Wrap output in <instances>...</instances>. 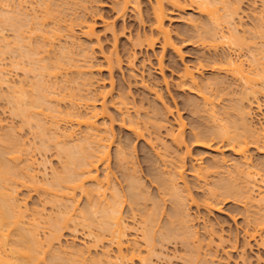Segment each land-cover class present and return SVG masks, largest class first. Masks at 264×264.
<instances>
[{"label":"rangeland","instance_id":"obj_1","mask_svg":"<svg viewBox=\"0 0 264 264\" xmlns=\"http://www.w3.org/2000/svg\"><path fill=\"white\" fill-rule=\"evenodd\" d=\"M20 1L22 0H19V2ZM19 2L18 1H15L14 3L11 2L12 5L14 4V6L11 5L12 8L11 7L8 8L5 7V8L7 10H11V9L14 10V8L18 7L17 9H19V5H18ZM40 2L42 3V1L40 0H24L22 1V5L24 9L27 8L26 11L29 13V15L31 14L36 16L40 12L37 16L38 18H40V20L44 21L42 15H44L45 10L43 9L45 7L43 3L40 4ZM237 2L240 5V7L238 6L240 10L235 20L238 24H241L240 28L242 34L240 35L242 36V38L246 40L244 47L242 49L241 48L238 49L235 46L228 47V45H223L220 44L219 42L216 43V41H215L216 44H212L214 40L213 41L211 40L212 42L209 41L204 43L201 40L200 36L202 35L200 34L203 33L202 28L205 27V26L203 27L202 25H207L206 23L208 19L205 16L201 15V13H199L197 9H194L195 8L194 7L193 9L192 8L187 9L185 12H180V13L178 12L172 15V22L170 24V28L172 30V37L176 45L179 48H181V52L183 55L182 57L179 54H177V52H174L171 49H167L166 51H164L161 44L159 43H157L153 48H147V46L146 47L143 46L139 48L133 47L134 44L133 42H131L132 41L131 38L133 37L134 39L136 37L135 35L138 32H140V34L142 35L143 33L147 34V32H150V28L152 25L151 22L152 12L150 9V4L147 3L146 0H144L141 5L142 7L141 16H139L138 12L131 9L125 17H119L117 15V12L114 10L115 0H51V2L49 0L47 3L49 6L50 5L53 6V7L50 6V9L52 11L55 10L56 12H58L57 11L58 9L55 8H57V6L58 8L60 7L59 10L62 11V15L60 11V14L58 16H61L63 20L62 19L60 20L56 15L57 17L56 18L53 17L52 18L53 20L47 19V22L45 23L46 26L44 25V22H41L39 20L41 23H43L44 27L47 30L54 28L55 24L53 22L55 19H59L61 21V25L64 26V27L61 26L63 32V34L61 33L62 39L60 38L61 39V40L59 39L60 41H56L55 47H52V50L54 49L55 51L53 50L54 51L53 52L50 49L52 51L49 53L50 55L47 53L46 55H44L45 53H43V55L46 56L45 57L46 60H43L45 63L47 62V64L49 63L50 65L52 61L56 62L58 60V57L56 58L55 54L59 55V57L61 58L63 55L61 56L62 51L60 50L64 49L63 47L66 46L69 42L70 44H72L71 43L72 40L73 41L77 40L75 42H78V44H75V42H73L76 46L72 44L73 47L75 46V50L74 48L73 50L75 51L76 55L78 50L76 48L79 47L78 45H80L78 50L79 56L75 55L76 56L75 57L73 55L74 51L73 54H71L72 56H74L73 57L74 62L79 64L78 67H74V68L71 67V70L63 69V71H61L63 73L60 72L61 75L58 76V79L56 78L57 80L54 78V76L53 78H51L52 80L51 79L50 80L54 81L53 79H55V81H57L59 85L65 82L63 86L70 87L68 88V90L69 89L70 90L69 91L67 90L66 91L67 93L66 92L65 93L68 95L70 91L73 92L71 94L72 97L74 94H76L75 96L79 95L80 94L79 90L81 92L86 91L85 93L83 92V95L81 94L77 96V100L79 104L77 109H79V111H81L82 113L91 112L92 110H94V105H96L97 111L99 110L100 112L103 109V104L106 103V105L105 104L104 105L107 106L108 113L106 116L104 117L101 116L98 119L99 122L98 124L101 126L100 133L102 136H104V141L107 139L105 142H107V144L110 147L109 151L111 156L108 165L106 166L100 165L99 168L100 180L101 181L105 180L106 175H109L110 186L107 192L108 199H110V195L112 192H114L115 189L123 193V194L121 193V195H123L122 197H126V200L124 199L125 202L122 201L123 205L121 206L120 209L122 211V218L124 225L127 227V232H128L127 233L128 238L126 237V241L129 240L132 242L133 239V241L136 240L139 243L138 245H140L141 247L140 257L146 258L147 264H187L186 260L187 262H189V257H192L194 253L197 256L195 257V259L197 260L195 261L194 259L195 264L196 262L199 264H201L202 262L204 264L206 263L264 264V243L263 241H261L264 238L263 237L264 229L263 231L259 230L260 232L257 234L256 238L253 237L250 240L247 234V231L249 233V231L252 232L254 230L255 224H253L254 223L253 221L255 219L253 217H257L254 216L257 215L256 214L257 210L255 208L254 209L256 211L250 209L253 207H251L250 204L248 205L249 202L246 201L239 202L232 198L228 199L224 197H221L222 200H220L221 199L220 196L219 198L217 197L216 199L211 198L210 196L211 190L214 188V184H218L220 180H221L220 182H222V180L223 179L226 180V178L230 179L233 174L236 175L235 169H237L236 167L239 163H241L240 166L244 168L246 171L250 169L252 172L258 173L256 175V179L259 183L257 184L259 186L261 185L260 187L264 189L263 188L264 187V182H263L264 138L262 137L263 140L257 143V141H255L253 137L251 136L247 137V140L250 142L249 143L250 147L248 149L249 151L247 152V156L249 157L248 162H245L244 159H241L240 156H237L231 149L227 147L226 144L227 142H223L220 139L217 140L214 139L211 142L202 143V144L196 142L195 140V135L202 136L206 132H207L206 134L209 135V133L211 134L212 130H214L213 128L217 126L214 125L217 123H215L212 120V117H210L212 116L210 112L212 111L211 109L213 106L215 107L214 111L215 112L217 111L220 115L219 119L223 120V122L221 121V123H225L227 122L225 120H230L229 118H232L233 115H236L234 114V106L237 107V105L241 104L240 100L243 97L241 95H244L247 89V86L243 83V81L236 79L231 74L227 73V71L220 70L221 71L220 72L218 69L215 70L213 68L214 65L215 66L219 65V67H223V66L225 67L226 58L229 56L235 58V55L240 52L241 59L245 61L244 62L245 66L248 69L249 67L248 65L253 60V53L254 54L257 53V51L255 50L264 48V0H231V3L237 4ZM68 9H71V11ZM26 11L24 10L23 12L26 13ZM221 13L224 12L221 11ZM85 19L87 22L90 23L95 22L97 35L99 37L100 42L97 43L95 39L92 40L86 38L82 34L83 27L80 26L77 21L79 20L85 21ZM191 20H196V22H198L199 28H194L195 26H193ZM74 22H77L78 25L75 26ZM105 22L106 23L109 22L111 25H113L115 30L118 32L117 35L119 36V39L117 41L118 43L116 45L117 46L116 49L117 52L123 58L122 68L115 69L114 70L115 72L112 75L114 79V84H113L114 86L110 84L111 83L110 72L106 70L105 67L101 68L102 69L101 71H98V68H100L101 64L103 65L105 64L103 58L104 55L105 54L110 55L113 50L116 51V49H114L115 40L113 38L114 37L113 32L107 29ZM71 23H73V25L75 26V27L73 26L75 33H73L74 38L71 36L72 40L69 39L70 33L66 29H64L66 28V26L70 27L72 25ZM29 30L30 29H28L27 31L30 35L27 36H31L30 39L32 40L31 41L32 43L31 42L30 43L32 44V46L35 47L37 45L39 37L36 35L35 33L36 31L35 32L32 31L33 33L31 35L30 33L31 31L29 32ZM122 30L124 32H122ZM206 34L209 35L208 33ZM131 35L133 36L131 37ZM1 37L2 38L5 37V40H7L6 42H10V44H13L15 42L14 32L12 30H6V31L4 30V32L0 34V38ZM129 39H131V41H129ZM2 41H4V39H2L0 43H2ZM215 45H217L218 47L215 48ZM233 47L236 50V52L233 49ZM65 48H68V45ZM70 49L71 47L69 48V50ZM65 50L68 51L67 49ZM81 51H83L84 54L87 52L85 56H87L88 58L83 57ZM133 53H136L137 55H136V59L132 63L133 65L131 64L132 65L131 66L129 62V60H131L129 59L130 58L129 55L131 56ZM87 54H89V56ZM2 55L3 54L0 55V70L3 71L5 78L9 81L11 86L19 87L21 83H23L24 81L27 82V80H29L30 82L35 80L33 78L34 77L33 72H30L29 70L30 65L27 63V61L25 62L23 61L21 62L22 64L21 63L18 64L16 60L18 59V57L16 54L14 55V53H10V54L8 53L6 55L3 56ZM43 55H38L37 57L43 58L42 57ZM47 55L52 56L51 59L50 57H47ZM161 57H163L162 60L163 68L160 67V63H159ZM77 59H79L82 62L78 63ZM85 59H89L90 62L88 60L85 61ZM83 61H85L86 64L90 63L93 66V69L92 67H90L92 70H89L88 64L86 66V64H83ZM185 65L190 66L194 70L198 69V67L199 70L203 69L202 67H205V69L201 71V73L202 72L203 73L202 74L200 73L201 76L199 81L200 80H201L200 82L203 81V83H201L203 86H201L200 84L201 88L204 87L205 84L204 81L207 82V80L209 82L218 79L219 81L223 82V85H221L220 87H216L213 85L212 89L208 90V92L202 90L208 93L206 95L209 97V99H211L209 104L204 105L205 101L201 95L196 93L197 91H192V89L184 90L182 87L179 86V76ZM80 67H82L81 68L82 72L85 74H82L81 70L79 69ZM86 67L88 69H85ZM79 71L81 72L80 74ZM218 72H220L221 74ZM50 77H52V75ZM83 79L87 80V81L85 80L87 82V84H85L86 87L84 85L83 86L79 85V83L83 84ZM68 80L69 82L67 85L66 81ZM78 85L80 86L79 89H78L79 87ZM84 87L86 88V90ZM9 89L10 88L8 87V85H4V86L2 85V87H0V122L2 121L0 124L3 123V125H0V137L4 135H5L4 137H6L7 133L8 135H11L12 133L11 131H13V134L15 133V135L18 136L14 138L17 139L19 138L21 142L23 141L25 142V143H21L22 147H24L25 145V149H26L25 153L22 154L23 160L20 162L21 167L23 168L26 165V163L28 162L27 159H30L29 157L36 159L33 160L35 161L36 164L34 168L35 169L37 168L36 172H38V178H39L38 182L40 183V185L43 186L47 185L48 187H50L49 185L51 184L48 185V183H50V180H53L55 175H58L59 172L61 173V171H63L61 167L63 165L62 164L63 161L61 160L60 155L58 153L59 147L56 145V140L53 139L55 137V132L59 130L60 132L59 131L58 132L59 133L62 132V134H64L65 132H67V134L73 133L74 137L71 140L77 141L80 138L84 137V135L86 136L87 135L86 131L88 132L89 130L86 127L78 126V124L74 120L71 121L70 118L66 119L65 115L67 114L65 113L71 110L69 108L70 106H73V104L69 99L66 100L65 98L66 101L61 102L59 104L60 106L59 109L61 110V113L62 111L64 112V114L61 115L62 119H65L62 120L60 117H58L60 118L58 120L61 121V123L59 122L61 125V126L59 125V128H61V130L60 129L55 130L54 124H53L54 127H51L52 124L49 121H51L52 118H49V116H51L50 115L51 113H49V111H47L49 113V114L47 113V116L43 115L45 117L44 119L46 120L43 121L46 122V126H48L47 130H49V132L47 131L48 133L47 140L49 141L50 144L49 147H51L52 149L48 148V150L47 149L45 151L42 150V147L40 146H43L42 142L44 140L46 144H48L47 140L43 138L44 140L42 141L40 137H37L36 129L38 130V128L35 125L36 124L35 121H33L32 122L33 124L31 123L29 127L27 125L26 127L24 124H22L23 120L14 114L12 105L10 104L8 98L10 96ZM103 94L105 95L106 99L104 98ZM61 95L63 94H60V96ZM80 96L82 98H80ZM66 97L70 98L69 95ZM104 99L106 100V102H104L105 101ZM73 100L77 101L76 99ZM89 100H92L94 102L93 103L94 105L92 104V101ZM249 100L252 103L254 101L255 105L253 104V108L251 109L252 111L250 112V114H252V117L248 116L249 118L248 123L250 125H253L252 127H254V129L260 130L261 128H264V95L262 93H258L257 95H250ZM123 101L125 102L124 104H126V108L124 107V104L123 106L119 104L121 102L123 103ZM190 101L192 103H190ZM197 102L199 104H197ZM88 103L90 106L88 105ZM248 103L249 102L247 100H244L245 106H247ZM256 104H260L261 108L258 109L257 108L258 105L256 106ZM194 105H198V106L200 105L199 109L196 108ZM211 113H213V111ZM156 115L160 117L157 118ZM179 115L186 124L185 127L186 144L182 147L183 149L182 148L179 149L174 144H172L173 142L167 136L168 128L176 131L177 128L179 127L178 124ZM63 116L65 117L63 118ZM148 117L154 119L157 118L156 120L158 121L159 119H161L160 124L162 123V126L165 125V122H167L166 123L167 128L165 126L160 129L154 127L152 124L148 123ZM249 120H251L252 123H250L251 121L249 122ZM131 122H133V124L137 123L136 125H138L137 127L139 128L134 126L136 129L135 128L134 130L129 129L128 126L130 127L129 124ZM135 132H137V134ZM141 132L143 136L141 135L140 137ZM157 137L160 138H158L157 140ZM160 139L162 141H160ZM60 140L64 141L65 138L63 139L61 137ZM119 149H123V151L125 150L127 152L126 153L124 151V154H126L127 156L125 157L126 158L129 157L127 159L128 162L126 161V159L124 160L125 163H123L124 161L122 162L123 166L122 163H120L121 164L120 167L118 166L119 163H117L118 159H116L117 158L116 154ZM187 152L190 154H187ZM23 155H25L26 158L23 157ZM178 156L182 157L183 161L179 160ZM224 160L225 162L222 163V161ZM246 163H248L249 166H247L248 164ZM217 165L219 166V168H217V170L216 169L214 170V172L216 173L217 171V173L208 175L207 180L199 179L197 177L195 170H197L199 166L200 167L208 166V168H213L214 166ZM177 166L178 167L184 166L182 170L180 169L181 167H179V169L183 172L184 177H181L176 174L173 175V172L175 171H176L175 173L179 172V170L177 171L178 169ZM122 167L124 168L126 167L127 170L126 168L121 169ZM171 172H172L171 175H173V177L177 176L175 177L177 178V180L175 179L177 185L179 184V187L178 186L177 187L182 188L184 190L186 189L185 191L182 189L179 190L183 198H186V201L184 202L182 207L183 209H185L183 211L188 210L184 212L185 216L183 215V217L190 219L187 221L183 220L184 222H187V225L184 224V226L186 227L190 225L189 226L190 229L189 227H187L188 231L192 229L197 233V234L195 233L197 237L195 238L196 240L194 239L195 244H193L192 242L193 238H191L192 241L189 240L192 246H189L188 244L189 242L187 239L183 238V234H182L183 240L177 241L175 238H174L175 240L174 239L172 240L171 238L170 241V237H167L169 239V242H165L167 238H165V241L163 243L161 242V240L163 241V238L161 239L160 236H163V233H165V230L167 228L164 226L168 225L167 222H169V218H170L168 216L172 215L171 213L173 212L172 208H174L173 204L175 203L174 201L175 197L174 196H172V198L169 197L171 196V194L169 195L168 192L165 191L164 186L160 185L159 183H161L160 182V178H161L160 176L162 175L161 173H163L162 176L163 178L164 177L169 178ZM44 174L47 175L45 176ZM130 176L131 178H129ZM178 177L182 178V180L181 179L179 180ZM183 178L186 182V185H188L187 187L189 189L184 187L185 182L184 184L182 183ZM129 179H131V181H129ZM132 180L135 181L137 180L136 182L140 183V187H141L140 190L142 191L144 190L145 197H147L148 199L151 198L150 199L151 201L150 200H147L148 202L146 201L147 203L146 202L144 203V200L146 199L142 200L143 202L141 203L140 206L144 205V207L139 206V209L141 208L140 210H138V208L136 207V209L135 208L133 209L135 211L132 210L133 206L129 203L130 189L128 188L130 187L131 184L130 182H132ZM241 180L242 179L239 180L238 184L243 185ZM127 181L129 182V184ZM92 186L94 187V183L92 184L90 182L86 184V187L88 188H93ZM162 187L164 188V190ZM42 190L43 189L35 190L33 188H20L19 199L26 200L28 215L31 216V214H33V212L35 213V211L38 209V211H43L42 213L44 214L45 218H47L45 219L46 222L49 221L52 222L51 220L55 222V220L60 219L59 217L61 216L59 215L62 213V210H65L63 209L65 207H62L61 203L63 202V204H65L66 201L67 204L70 205L71 202L68 203L67 201L68 199L67 200L60 199L61 201H59L60 202L59 204L60 207L62 208L59 209L60 207H58L59 206L58 204H56V207L50 205L51 203L48 204L49 202L48 199H52V197L47 199V197L50 196L47 195L46 192L43 193ZM188 191H190V194L188 193ZM255 191L253 193L254 198L255 197L259 198L258 197L259 191L257 187L255 188ZM184 192L185 193L187 192L189 196L185 197L186 194ZM44 194H46L47 196ZM77 194L78 195L76 196V200L77 199L78 200L76 204H78V208L76 212L78 214L74 216L75 222L69 225L70 229H67L65 231L64 233L65 235L62 238L61 242L54 245L52 252H55L58 249L60 250V248L63 249L64 247L66 248V249L64 248V250L67 251L70 248L72 250L73 247L75 249L76 247L77 249L82 248V246L91 245V243L95 241L94 239L97 238L96 236L98 234L96 233L98 232L96 231H99L98 229L94 228V231L96 233L95 232L91 233L90 230L84 227L81 223L82 222L81 219L83 216L82 213L85 211L86 207H88L89 199L87 198L86 195H84V193L82 194L78 192ZM95 198L96 196L94 197V200ZM157 202L159 204L161 202V205L159 206ZM154 205L155 206L158 205L159 208L162 207V211L161 209H159L160 210L159 212L160 214L161 212L163 214L162 216H160L159 214L158 217L160 219L158 218V221L160 222H157L158 227H156V229L154 228L155 230L154 233L156 236L154 239V244H155L154 247L156 246V244L157 246L155 247V251L153 253L151 252L149 255L148 248L145 244L146 241L142 237V230H141L142 218L140 217V214L142 212L141 211L142 208L144 209L150 208L148 209V211H150L154 207ZM259 215L263 216L264 211L262 213L260 212ZM55 216L56 217L59 216V217L55 218ZM49 217L50 218L54 217V218L49 220L50 219ZM50 222L48 224H50ZM70 223L71 222H69V224ZM45 226L48 225L46 224ZM163 229L165 230L163 233H161ZM42 230L43 231H41V238L43 240L44 238L46 239L47 235L49 234L48 232L50 230V227L48 226V229L47 227H45ZM105 233L106 232H104V234ZM109 238L110 235L105 234L104 239H102L101 243H99L98 250L96 251L93 250L91 253L92 255L90 254V256H92L93 259L99 257V255H101L100 253L106 250V248L110 250V254L112 256L117 255L116 253L117 249L115 247L116 245L113 246L114 244H112V241L111 240L110 242L108 241ZM176 238L179 239L178 237ZM182 238L180 237V239ZM247 241L249 242L247 243ZM134 243L135 242L131 244L132 247L135 245ZM188 246L191 248V250L193 249V247H196L198 249V252L195 251L194 253H191L190 249H188L189 248ZM196 248H194V250H196ZM194 250H192V252ZM187 255L188 257H186ZM90 256L88 257L92 259ZM89 258H88L89 262L86 263L87 264H90V262L93 263L92 260H89ZM131 263L132 262H130L129 264ZM132 264H144V263H142L141 260H139L138 258L135 259ZM145 264H146V260H145Z\"/></svg>","mask_w":264,"mask_h":264},{"label":"bare ground","instance_id":"obj_2","mask_svg":"<svg viewBox=\"0 0 264 264\" xmlns=\"http://www.w3.org/2000/svg\"><path fill=\"white\" fill-rule=\"evenodd\" d=\"M15 1L19 2V0H0V34H2L4 32V30L5 31L6 30H12L14 32V38H15V42L13 44H10V42H6L7 40H5V37L0 38V41L2 39H4V41H2V43H0V46L2 47V48L0 47L2 49V50L0 49V52H1L0 55L1 54L6 55L8 53L9 54L14 53V55L16 54L18 57V59H16L18 64L23 62V61L24 62L27 61V63L30 65L29 70H30V72H33V74H34L33 78L35 80L32 79L34 81H30V82H29V80H27L28 83L26 81H24L23 83H21V85L19 87H14V86H11L9 81L5 78L3 71L0 70V87H2V85L3 86L8 85V87L10 88L9 89V95L10 96L8 98H9L10 104L12 105V109H13L14 114L23 120L22 124H24L25 126L27 125L29 127L30 124L33 121H35L36 122L35 125L38 128V130L36 129L37 137H40V139H42V141L44 139L47 140L48 139L47 138L48 137L47 131L49 132V130H47L48 126H46V122H45L46 120L44 119L45 118L44 116H47V113H48L47 111H49V113H51L50 114L51 116H49V118H52L51 119L52 122L49 120H47V121H49L52 124V126H51V124H50V126L54 127L53 126V124H54L55 130H57V129L61 130V128H59L61 121L58 119H60V118L62 119L61 115L64 114V112L62 111V113H61V110L59 109V107H60L59 104L61 102L66 101L67 99H69L71 101V103L73 104V106H70L69 109H71V110H69L65 113V114H67V115H65L66 119L70 118L71 121L74 120L78 124V126L86 127L89 131L88 132L86 131L87 135L86 136L84 135V137L80 138L77 141L71 140L74 137L73 133L67 134V132H65V133L63 132L64 134H62V132L59 133L60 132L59 130H58L59 132L58 131L55 132V137L53 139L56 140V145L59 147L58 153L60 155L61 160L63 161V163L61 162L63 164L61 166L63 171H61V173L59 172L60 174L58 173V175H55L53 180H50V183H48V185L51 184V185H49L50 187H48L47 185L46 186L40 185V183L38 182L39 178H38V172H36L37 168L36 169L34 168L36 165L34 160H36V159L29 157L30 159H27L28 162L26 161L27 167H26V165L23 168L21 167L20 162L23 160L22 154L25 153V150H26L25 145L23 144L24 147H22L21 143H25V142L24 141L21 142L19 140V138L18 139L14 138V137H18V136H16L15 133L13 134V131H11L12 132L11 135H8V133L6 134L8 137L7 136L4 137L5 135L0 137V264H83L86 262L88 263L89 262L88 256H90V254L92 253L93 250H95V251L98 250L99 243H101L102 239H104L105 234L110 235L111 239L109 238L108 241L110 242V240H111L112 244H114L113 246L116 245L115 247L117 249V252H116L117 255L112 256L110 254V250H108L106 248V250H104V251H102V253H100L101 255H99V257L93 259L92 256H90L92 259L89 258V260H92V262H93V263L90 262V264H129L130 262L133 263L134 260L138 259V258L144 264H145V260H146V264H147V259L140 257V254H141L140 248L141 247H140V245H138L139 243L136 240L133 241V239H132V242L129 240L126 241V237H127L128 232H127V227L124 225V222H123L122 211L120 210L121 206L123 205L122 203L125 202L124 199L126 200V197H122L123 196V195H121L122 192L115 189L114 192L111 193L110 199H108L107 192H108L109 186H110L109 175H106L105 180H103V181L100 180V175H99L100 165H105V166L108 165V162L110 161V156H111L110 151H109L110 147L107 144V142H105L107 139L104 141V136H102L100 133L101 132L100 131L101 126L98 124L99 123L98 119L101 116H103V117L106 116L108 113L107 112V106H105L106 103H104V102H106L105 95L103 94V96L105 98L104 99L105 101L103 103L105 105L103 104L102 111H100V112H99V110L97 111L96 105L93 104L94 102L92 100H89V101H92V104L94 105V110H92V111L90 110L91 112H89V113L83 112L84 113L83 114L81 111H79V109H77L79 106L77 96H79L81 94L83 95L84 91L81 92L79 90L80 94L77 96H75L76 94H74L73 95L74 98L71 95L73 92L70 91V93L68 92L69 93L68 95L70 96V98H68V97H66V96H68L66 94L67 93L66 91L70 87L63 86L65 84V82H63V84L59 85V83L57 81H55V79L56 78L58 79V76L61 75V73H63V72H61V71H63V69L71 70V67L74 68V67H78V65H79V64L75 63L74 59H73V57L76 55L75 51H74L75 46H76L75 44H78V42H75L77 40L73 41L71 39V36L73 37V33H75L74 27L78 25L77 22L79 23L80 26L83 27L82 34L86 38H89L92 40L95 39L97 41V43L100 42L99 37L97 35L95 22L90 23V22H87L85 19V21L79 20L77 22H74L75 26L73 25V23H71L72 25L70 24L71 25L70 27L66 26V28H64V29H66L70 33L69 39L72 40L71 41L72 44H74L73 42H75V44H74L75 46L73 47V45L70 44V42H69L67 44L68 48H65V47H67V45H66L63 47L64 49H62V50L59 49L60 51H62L61 56L62 55L63 56L60 58L59 55L55 54L56 58L58 57V60L55 58L57 61L56 62L52 61L53 63L51 62L52 64L50 63V65H49V63L47 64V62L45 63L43 61V60H46V58H45L46 56H44V55H46V53L49 54L50 52H52L54 50V49L52 50V47H55L56 41H60L62 39L61 37L63 34L62 27H64V26L61 25V21H60L62 19V17L58 16L60 14V11H61V10H59L60 7L59 8H58V6H57V8L54 7L55 9H58L57 10L58 12H56L55 10L52 11L50 9V6L51 7H53V6L52 5L49 6L47 3L49 0L48 1L40 0V1H42L43 5L45 7L43 9V10H45L44 15H42L44 21H42L37 16L40 12L36 16L31 15V14L29 15V13L26 11L27 8L24 9V7L22 5V1H24V0L19 2V4H18L19 9H17L18 7H16V8H14V10H12L11 8H12V6H14V4L12 5L11 2L14 3ZM143 1L144 0H115L114 10L117 12V15L119 17H125L131 9L138 12L139 16H141L142 15L141 5H142ZM146 1H147V3L150 4V9L152 12L151 13L152 25L150 28V32H147V34L143 33V35H142V34H140V32H138L135 35L136 37L134 36L135 37L134 39L132 37L133 35H131L132 38L131 37L130 38L132 39V41H131V39H129V41L133 42V44H134L133 47H135V48H137V47L139 48V47H143V46H145V47L147 46V48H153L157 43H159V44H161L164 51H166L167 49H171L174 52H177V54H179L182 57L183 55L181 52V48H179L176 45V43L174 42L173 37H172V30L170 28V24L172 22V15H174V13H178V12L179 13L185 12L187 9H190V8L193 9L194 7H195L194 9H197L199 11V13H201V15L205 16L208 19L207 23L205 22L207 25H202L203 27L205 26L204 28L206 29V31L204 28H202L203 33L200 34V35H202V36H200L201 40L204 43L209 42L211 40L212 41L214 40L213 42L211 41L212 44H216L219 42L220 44L228 45V47L229 46L230 47L235 46L238 49L239 48L242 49L245 45L246 40L244 38H242V36L240 35V34H242V31L240 28L241 24H238L235 20V18L238 16L239 10H240V8H239L240 5L238 4V2H237V4H234V3H231V0H146ZM50 2H51V0H50ZM42 3L40 2V4H42ZM31 5H33V4H31ZM5 7H7V8L11 7L10 8L11 10H7ZM23 9L26 11V13L23 12L24 11ZM68 10L71 11V9H68ZM221 11L224 13H221ZM70 14H71V12H70ZM56 15L58 16V18L60 20L55 19L53 22L55 24V26L53 25L54 28L47 30L44 27L45 23L47 22V19H52L53 17L56 18L57 17ZM61 15H62V11H61ZM29 16H31L32 18ZM39 20L41 22H44V25ZM191 21H192L193 26H195L194 28H199L198 22H196V20H191ZM222 24H225V25H222ZM106 27L108 30H111L113 32V35H114L113 38L115 40V48L114 49H116L117 48L116 45L118 43L117 41L119 39V36L117 35L118 32L115 30L114 26L111 25L109 22L106 23ZM28 29H30L29 32L31 31L30 32L31 35L33 32L36 31L35 33L39 37V40H38L37 45L35 47L32 46V44H31L32 43L31 42L32 40L30 39L31 36H27V35H30L27 31ZM31 29H33V30H31ZM67 31H65V32H67ZM122 32H124V31L122 30ZM206 33H208L209 35H207ZM205 36H207V37H205ZM215 41H216V43H215ZM70 45H72V46H70ZM217 45H215V48L218 47ZM78 46L80 47V45H78ZM70 47H71V49L69 50ZM79 47H77L76 49L79 50ZM73 48H74V50H73ZM65 49H67L68 51H66ZM233 49H234V47H233ZM78 50H77L76 56H79ZM80 50H81V48H80ZM63 51H66V52H63ZM73 51H74V54H73ZM83 51H81L82 56L86 58L87 56H85V54L87 52L84 54ZM255 51H257V53L256 54L253 53V60L248 65L249 66L248 69L245 66V63H244L245 61L243 59H241L240 52L235 55V58L232 56L227 57L225 67L224 66L219 67V65L218 66L214 65L213 68L215 70L218 69L219 71L220 70L221 71H227V73L231 74L236 79L243 81V83L247 86V89H246V92L244 93V95H241V96H243L242 99L240 98L241 104L237 105V107L234 106V114H236V115H233V116L231 115L232 118H229L230 120H225L227 122L221 123V121L223 122V120L219 119L220 115L217 111L216 112L214 111L215 107L213 106L211 109L213 111V113H211L212 111L210 112V114L212 115L210 117H212V120L215 123H217V124H214V125H217V126H215L216 128L214 127L213 128L214 130H212L211 134L209 133V135L206 134L207 132L202 136L195 135L196 142L201 143V144L211 142L214 139H216V140L220 139L223 142H227L226 143L227 147L229 149H231L237 156H240L241 159H244L245 162L249 161V157L247 156V152L249 151L248 149L250 147V145H249L250 142L247 140V137H250V136L253 137L255 139V141H257V143H259L261 140H263L262 137L264 138V128L257 130V129H254V127H252L253 125H250L248 123V119H249L248 116L252 117V114H250V112L252 111L251 109L253 108V104L255 105L254 101H253V103L250 102V100H249L250 95H257L258 93H262L264 95V48L258 49ZM235 52H236V50H235ZM43 53H45V54L43 55ZM71 54H73L74 56H72ZM38 55H43L42 56L43 58H40V57L38 58L37 57ZM49 55H47V57H50V59H51L52 56H49ZM87 55L89 56V54H87ZM136 55H137L136 53H133L131 56L129 55V57H130L129 59H131V60H129L130 65L136 59ZM103 58H104L105 64L104 65L101 64L102 67L100 66V68L97 67L98 71H101L102 70L101 68L105 67V69L110 72V76H111V80H110L111 83L110 84L113 85L114 79H113L112 75L115 72L114 71L115 69H117V68L121 69L122 68L123 58L117 52V49H116V51L113 50L110 55L105 54ZM86 60L89 61V59H85V61ZM162 60H163V57H161V59L159 61L161 68H163V66H162L163 61ZM77 61H78V63L82 62L79 59H77ZM85 61H83V64H86ZM87 64H86V66H87ZM89 64H88V68H89V70H92L93 66L91 64L89 66ZM90 67H92V69ZM200 67H202V66H200ZM81 68L82 67H80L79 69L82 72ZM88 68L86 67L85 69H88ZM202 68L205 69V67H202ZM83 69H84V67H83ZM203 69L199 70V67H198V69L194 70L190 66L185 65V67L183 68V70L179 76V86L182 87L184 90L185 89H188V90L192 89V91H197L196 93L201 95L202 98L204 99V101H205L204 105H207V104H209L211 99H209V97L206 95V94H208L206 92H208V90L212 89L213 85L216 87H220L221 85H223V82L219 81L218 79L213 80V81H209V82L207 80V82L204 81L205 84H204V87H202L204 89H202L201 86H203V85L201 83H203V81L200 82L201 80L199 81V79L201 76L200 73H201V71H203ZM81 72L79 71V74ZM220 72H218V73H220ZM82 74H85V73L82 72ZM51 75H52V77H50ZM53 76L55 79H53L54 81H51L52 80L51 78H53ZM48 79L49 80L51 79V80L49 81ZM85 80L83 79V84L79 83V85H81V86L84 85L86 87L85 84H87V82H86L87 80L86 81ZM68 82H69V80L66 81L67 85H68ZM61 83H62V81H61ZM200 84H201V86H200ZM79 88H80V86L78 87V89ZM85 90H86V88H85ZM202 90H205L206 92H204ZM60 94H63V95L60 96ZM65 98H66V100H65ZM71 98L76 99L77 101H74ZM80 98H82V97L80 96ZM83 98H84V96H83ZM88 99H90V98H88ZM244 100H247L249 102L247 106L244 105ZM76 102H77V104H76ZM193 102H194V100H193ZM121 103H119V104L121 106H123V104L125 102L123 101V103L122 104ZM190 103H192V102L190 101ZM197 104H199V103L197 102ZM76 105H77V107H76ZM88 105H89V103H88ZM194 106L199 109L200 105L199 106L194 105ZM256 106L258 109L261 108L260 104H256ZM124 107L126 108V104H124ZM190 108H193V107H190ZM196 108H195V110H196ZM232 110H233V108H232ZM137 111H140V110H137ZM168 112H170V111H168ZM217 115H219V116H217ZM65 116H63V118ZM156 116H153V117H156ZM161 116H163V115H161ZM58 117H60V118H58ZM158 117H160V116H157V118ZM157 118L154 119V118L148 117V123L152 124L154 127L158 128V129H160L164 126L167 128V126H166L167 122H165V125L162 126V123L160 124L161 119H159V121H158V120H156ZM178 118H179L178 119L179 120L178 121L179 127L177 128L176 131L168 128L167 136L173 142L172 144H174L177 148L181 149L186 144V141H185L186 124L180 115ZM43 120H45V121H43ZM62 120H65V119H62ZM250 121L251 120H249V122ZM133 122H131L129 124L130 127L128 126V128L131 130H134V128L138 126V125H136L137 123L133 124ZM71 123H73V122H71ZM250 123H252V121ZM0 125H3V123ZM137 128H139V127H137ZM135 133L137 134V132H135ZM60 134H62V135H60ZM141 135H142V132L140 134V137H141ZM61 137L63 139L65 138V140L64 141L60 140ZM158 138H160V137H157V140H158ZM160 141H162V140L160 139ZM43 143L46 144L45 140L42 142L43 146H40V147H42V150L45 151L46 149L48 150V148L52 149L51 147H49L50 144H49L48 140H47L48 144L44 145ZM40 150H41V148H40ZM263 150H264V143H263ZM124 151H123V149H119L117 151V154H116V156H117L116 159H118L117 163H119V165H118L119 167L121 166L120 163H122L125 159L127 161V159L129 158V157L126 158L127 156H126V154H124ZM187 154H190V153L187 152ZM23 157L26 158L25 155H23ZM169 158H167V159H169ZM179 160L183 161L182 157H179ZM223 162H225V160L222 161V163ZM123 163H125V161ZM123 163H122V166H123ZM240 164L241 163H239L238 165L240 166ZM246 164H248V163H246ZM179 165H180V163H179ZM238 165L236 167L237 169H235L236 175L233 174L232 176H234V177L231 176L230 179L226 178L227 181L223 179L224 181L222 180V182H220L221 181L220 180L218 184H214V188L211 190L210 196H211V198H215V199L217 197L219 198V196H220V198L221 197L228 198V199L232 198V199L239 201V202L240 201H246V202H249L248 205L250 204L251 207H253L250 209H253L254 211L257 210V212H256L257 215H254L257 217L252 216L255 219L253 221L254 222L253 224H255L254 230H253L254 232L249 231V233H248V231H247L248 238L250 240L253 237L256 238L257 234L260 231H263V229H264L263 228L264 227V215L263 216L259 215L260 212L262 213L264 211V189H262L260 187L261 185L259 186L257 184V183H259L256 179V175L258 173H254L250 169H248V171H246L244 168H242L241 166L239 167ZM247 166H249V164ZM179 167H181V166H179ZM179 167L177 169V171L179 170V172H177L178 174L175 173L176 172L175 170H172V171H175V172H173V175L176 174V175H179L181 177H184L183 172L181 171L184 166H182L180 168L181 170L179 169ZM123 168L124 167H122L121 169H123ZM127 168H126V170H127ZM198 168H197V170H195L197 177L199 179H203V180L206 179L207 180L208 175H210V174L212 175L213 173H215L214 170L215 169L217 170V168H219V166L217 165V166H214L213 168H208V166L207 167L203 166V167H200L199 169ZM175 169H176V167H175ZM134 171H135V169H134ZM216 173H217V171H216ZM161 174L162 175L160 177L162 179L160 178L161 183H159V184L164 186L165 191L168 192L169 195L171 194V196H169V197H171V198H172V196L175 197V200H174L175 203L173 202L174 208H172L173 212L171 213L172 215L168 216V217H170L169 222H167L168 225L164 226L167 228H166V230L163 229V231L161 232V233H163L165 230V233H163V236H160L161 239L163 238V241L161 240V242L163 243L165 241V238H167V237H170V241H171V238H172V240L175 238L177 241L183 240V238H184V239H187L188 242H189V240L192 241L191 238H193L192 242H193V244H195L194 239L197 238L195 235L196 232L193 231L192 229L188 231L187 227H189L190 225L186 226V227L184 226V224L187 225V222H184V221H187L190 219L183 217V215L185 216L184 212H186L188 210L183 211L185 209L182 208L184 202L186 201V198H183V196L180 193V190L182 188H178L179 184L177 185V183H176L177 178H175L177 176L173 177V175H171L172 174V172H171L169 175L170 176L169 178H165V177L163 178L162 177L163 173H161ZM44 175L46 176L47 174H44ZM134 175H136V174H134ZM129 178H131V176ZM180 179L182 180V178H179V180ZM238 179L239 180L242 179L241 181H242L243 185L238 184L239 183ZM129 181H131V179H129ZM136 181L132 180V182H130L131 183L130 187L128 188V189H130L129 190L130 191L129 192V194H130L129 195L130 196L129 197L130 198L129 203L133 206V208L131 207L132 210L134 208L136 209V207L138 208V210H140L141 208L139 209V206L143 202L142 200L146 199V200H144V203H145L147 200L151 199V198L148 199L147 197H145L144 190L143 191L140 190V188H141L140 183L136 182ZM90 182L92 184L94 183V187L92 186L93 188L86 187V184H88ZM184 182H185V180L183 178L182 183L184 184ZM263 182H264V180H263ZM128 184H129V182H128ZM42 186H43V188H42ZM187 186L188 185H186V182H185L184 187L188 188ZM256 187L258 188V191H259V196H258L259 198H256V197L254 198L253 193H254ZM20 188H33L35 190L36 189L37 190L43 189L42 190L43 193L46 192L47 195L50 196V197H47V199L52 197V199H48V201H49L48 204L51 203L50 205L55 206V207H56V204H58L59 205L58 207H60V204H59L60 203L59 201H61L60 199H66V200L68 199L67 200L68 203L71 202V204L70 205L67 204V202L64 200L65 204H63V202L61 204H62V207H65V208H63L65 210H62V213L60 211V213H61L60 215L58 214L61 217L55 216V218L59 217L60 219H58V220L54 219L55 220V222H54L53 220H51L54 217H51V218L49 217L50 218L49 220H51L53 223L48 220L50 222V224H48L49 222L45 221V219H47V218H45L44 214L42 213L43 211H38V209H37L35 211V213L33 212V214H31V216L28 215V209L26 207L27 206L26 200H24V199L20 200L19 199ZM164 188H163V190H164ZM182 190H184V189H182ZM78 192H80L82 194L84 193V195H86L87 198L89 199L88 207H86L85 211L82 213L83 214L82 219H81L82 222H81V220H80V222L82 223V225L84 227H86L88 230H90L91 233L95 232L94 228L98 229L99 231H96L98 233L95 232L96 234H98L96 236L97 238L94 239L95 241L92 242L91 245H85V246H82V248L77 249V247L74 245L76 247V249L73 247L74 249L72 248V250H71V248H70L69 249L70 251L64 250V248H65L64 247L63 249L62 248H60V250L58 249L57 250L58 252L55 251V249H54V251L56 253L52 252L54 245L57 243H60L62 238L65 235L64 234L65 231L67 229H70L69 225H71V224H73V222H75L74 216L78 214L76 212V210L78 208V204H76V202L78 200V199L76 200V196L78 195L77 194ZM188 193L190 194V191H188ZM146 194H148V193H146ZM185 194H186L185 197L189 196L187 194V192ZM44 195H46V194H44ZM95 196H96V198L94 200ZM148 197H149V195H148ZM47 199H46V202H47ZM220 200H222V198ZM218 202H219V200H218ZM157 204H159V203L157 202ZM155 205H154L155 208L152 206L154 208V210H153V208L151 209L152 211L151 210L148 211V209H150V208H148V209L145 208L146 211L144 208H142L141 211L143 213L141 212V214H140V217L142 218V220H141L142 237L146 241L145 244L148 248L149 255L151 252L153 253L155 251V247L157 246V244H156V246L154 247V245H155L154 239L156 237L155 233H154L155 232L154 228L156 229V227H158L157 222H160V221H158V218H159L158 216L160 214L159 209H161V211H162V207L159 208L158 205L157 206H155ZM160 205H161V202H160L159 206ZM62 207H60L59 209H61ZM140 207H144V205L140 206ZM133 211H135V210H133ZM250 212H252V211H250ZM162 214L163 213L161 212L160 216H162ZM76 218H77V216H76ZM184 218H186V219H184ZM69 222H71V223L69 224ZM45 223L50 227V230L48 232L49 234L47 235L46 239L44 238L42 240V238H41V231H43L42 229H44L45 227H47V229H48V226H45L46 225ZM186 229H187V231H186ZM189 229H190V227H189ZM104 232H106V233L104 234ZM182 234H183V238H182ZM160 235H162V234H160ZM176 237H178L179 239H177ZM180 237L182 239H180ZM167 239L165 242H169V239L168 240ZM159 241H160V239H159ZM186 241H183V242H186ZM261 241H263V243H264V238ZM133 242H135L134 243L135 245L133 244L134 246L132 247L131 244ZM248 242L249 241H247V243ZM190 243L191 242L188 243L189 246H192ZM61 244H60V247H61ZM85 244H86V242H85ZM153 247H154V249H153ZM194 248H196V247H193L192 250H194ZM188 249H190L191 253H194L195 251L198 252L197 248L193 252H192L190 247ZM194 254L193 255L191 254L192 257H189V262H187V260H186L187 264H195L194 262L197 260V259H195V257H197V256H196V254L195 255ZM199 255H200V253H199ZM186 257H188V255ZM186 259H188V258H186ZM194 259H195V261H194ZM196 264H199V263L196 262ZM206 264H208V263H206Z\"/></svg>","mask_w":264,"mask_h":264}]
</instances>
